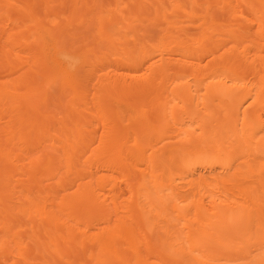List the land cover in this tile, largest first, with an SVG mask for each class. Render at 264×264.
Segmentation results:
<instances>
[{"label":"bare ground","instance_id":"6f19581e","mask_svg":"<svg viewBox=\"0 0 264 264\" xmlns=\"http://www.w3.org/2000/svg\"><path fill=\"white\" fill-rule=\"evenodd\" d=\"M0 264H264V0H0Z\"/></svg>","mask_w":264,"mask_h":264}]
</instances>
